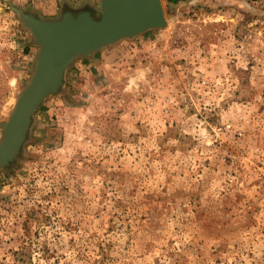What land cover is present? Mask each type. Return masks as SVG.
Masks as SVG:
<instances>
[{
  "label": "rangeland",
  "instance_id": "obj_1",
  "mask_svg": "<svg viewBox=\"0 0 264 264\" xmlns=\"http://www.w3.org/2000/svg\"><path fill=\"white\" fill-rule=\"evenodd\" d=\"M47 1L0 0V139L39 50L17 11ZM161 4L32 114L0 167V264H264V0Z\"/></svg>",
  "mask_w": 264,
  "mask_h": 264
},
{
  "label": "water",
  "instance_id": "obj_2",
  "mask_svg": "<svg viewBox=\"0 0 264 264\" xmlns=\"http://www.w3.org/2000/svg\"><path fill=\"white\" fill-rule=\"evenodd\" d=\"M17 12L39 50L29 82L1 124L0 167L9 165L18 154L32 114L49 94L59 90L75 57H90L123 38L163 27L166 21L161 0H100L99 17L89 9L75 15L66 10L57 19Z\"/></svg>",
  "mask_w": 264,
  "mask_h": 264
},
{
  "label": "crops",
  "instance_id": "obj_3",
  "mask_svg": "<svg viewBox=\"0 0 264 264\" xmlns=\"http://www.w3.org/2000/svg\"><path fill=\"white\" fill-rule=\"evenodd\" d=\"M56 1H58V4L56 3ZM64 1H66V0H49L46 2L47 5L45 7V11H43L42 13L40 12V13H35V14L42 17V18L49 17L48 15H51L53 17L54 15L57 14L58 10H60V9L63 10V9L67 8V9H70L73 11L74 9H77V7H79V3L78 4L75 3V4L70 5L68 3L66 4V2H64ZM69 3H73V1H71ZM86 4H87V2H85L82 5L85 6ZM89 4H91V3H89ZM66 5H68V6H66Z\"/></svg>",
  "mask_w": 264,
  "mask_h": 264
},
{
  "label": "trees",
  "instance_id": "obj_4",
  "mask_svg": "<svg viewBox=\"0 0 264 264\" xmlns=\"http://www.w3.org/2000/svg\"><path fill=\"white\" fill-rule=\"evenodd\" d=\"M171 2H177L178 0H170Z\"/></svg>",
  "mask_w": 264,
  "mask_h": 264
}]
</instances>
